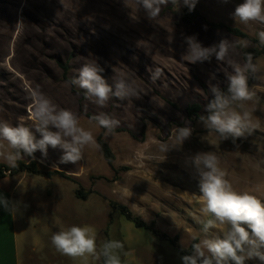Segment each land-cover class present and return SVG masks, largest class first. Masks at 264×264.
<instances>
[{"label": "rangeland", "instance_id": "1", "mask_svg": "<svg viewBox=\"0 0 264 264\" xmlns=\"http://www.w3.org/2000/svg\"><path fill=\"white\" fill-rule=\"evenodd\" d=\"M243 2L198 0L195 8L200 16L186 25L173 14L186 7L182 3L162 7L159 16L149 21L135 0H0V123L22 124L41 138L31 118V93L39 89L58 109L75 113L95 140L102 133L114 154L108 166L99 149L86 147L77 164H64L62 151L49 147L46 157L37 151L35 160L39 168L63 175L18 173L9 179L17 185L20 263L101 264L103 244L115 240L124 245L117 250L121 264H182L178 248L187 250L195 239L199 243L222 238L228 228L217 223L203 231V222L213 217L201 211L199 177L187 163L197 153H214L233 189L264 203V56L253 61L259 69L256 74L246 73L253 99L231 105L241 115L249 112L256 125L251 135L246 133L235 144L199 120L207 115L205 106L212 97L209 83L226 93L232 68L215 57L196 64L182 58L185 36L195 35L205 47L227 38L235 42L229 58L243 65L242 51L257 47V34L264 31L257 22L245 25L234 19L236 6ZM203 20L237 28L250 40L212 30ZM244 42L249 46L244 47ZM58 61L67 65L65 75ZM94 62L104 69L101 75L113 90L123 79L139 98L113 96L105 107L94 103L86 90L70 83L85 63ZM196 103L202 110L189 119L186 108ZM101 112L119 121L107 136L89 118ZM184 126L193 131L182 147L160 152L161 143L173 144L178 128ZM9 151L7 141L0 138V152ZM18 162H28L27 156ZM0 164L9 166L3 157ZM78 191L86 199H79ZM120 204L146 223H154L169 240L176 237L177 247L136 228L120 213ZM73 225L94 229L99 258H72L56 250L52 235ZM245 264L262 262L250 259Z\"/></svg>", "mask_w": 264, "mask_h": 264}, {"label": "clouds", "instance_id": "2", "mask_svg": "<svg viewBox=\"0 0 264 264\" xmlns=\"http://www.w3.org/2000/svg\"><path fill=\"white\" fill-rule=\"evenodd\" d=\"M197 2L198 0H135L137 7L145 13V18L149 21L156 19L162 7L169 4L176 7L182 3L191 12ZM233 17L245 25L250 22L264 25V0H244L236 6ZM257 35L259 44L264 45V31ZM184 43L187 47L182 58L188 63L211 62L215 57L217 62L225 63L233 70L232 74L227 75L226 93L218 85L209 83L212 99L206 104L207 115L200 116V122L206 129L218 133L223 140L231 138L234 144L237 139L246 138V133L251 135L256 125L251 122L250 113L245 111L241 115L231 105L252 100L255 95L249 89L246 75L259 71L252 54L248 53L245 63L240 65L229 58L235 42L227 38L205 47L192 35L185 36ZM243 46H249L248 42H244ZM103 71L96 62L85 63L79 69V75L71 78L70 83L86 90L89 98H94L93 102L100 107H105L113 96L124 99L130 94L136 95L131 84L123 79L117 81L113 90V86L101 75ZM212 79H215L214 75ZM31 95V118L41 138L37 139L32 130L22 124L12 126L0 123V138L6 140L11 149L7 153L0 152V157L4 158L9 167H17V162L24 156L35 159L34 154L37 151L46 157L49 147L62 151L60 163L77 164L83 159V150L86 147H100L92 132L80 126L75 113L58 109L39 89L34 90ZM136 97L139 98V95ZM92 119L106 130V136L113 133L119 125L118 120L104 112L94 115ZM192 131L189 126L179 127L175 142L171 145L161 143L159 151L167 154L173 149L179 150L191 137ZM187 163L195 169L199 177V199L203 205L201 211L205 216L211 214L213 217L203 222V231L207 233L217 223L228 225V228L222 238H206L194 243L192 252L181 257L182 264H245L250 259H259L264 264V203L248 192L234 190L225 178L226 172L219 167V159L214 153H197L189 157ZM0 205L7 208V200H0ZM51 243L58 252L72 258L86 255L99 258L95 231L87 225H73L67 230L54 233ZM123 247L120 241H106L100 253L105 257V264H121L117 250H122Z\"/></svg>", "mask_w": 264, "mask_h": 264}, {"label": "trees", "instance_id": "3", "mask_svg": "<svg viewBox=\"0 0 264 264\" xmlns=\"http://www.w3.org/2000/svg\"><path fill=\"white\" fill-rule=\"evenodd\" d=\"M173 14L176 16L178 22L189 25L192 24L199 16V11L195 8L193 11H189L187 7H185L183 10L181 11H174ZM205 25L212 29V30H224L226 31L228 34L237 37V38H242V39H247L250 40V38L244 34L241 30L234 28V27H230L227 26L223 23H214V22H209L207 20H203ZM255 43H257L255 40H251ZM257 47L252 48V49H248V50H244L242 51V59L245 62L246 59V55L248 53H251L253 56V61L263 57L264 56V45H260L259 43H257ZM59 66L63 69L64 71V75L67 73V65L63 64L61 61H58ZM224 91V90H222ZM212 97L209 99L211 100ZM209 102V101H208ZM202 108L199 104H192L190 106H188L186 108V113L189 119H192L194 117H198L199 113L201 112ZM90 119H92L93 117L89 116ZM93 120V119H92ZM95 121V120H94ZM96 142L100 145V147L98 148L104 161L107 163L108 166H112L113 162H114V154L111 151L109 145L103 140V134L100 133L97 138H96ZM36 155V153L34 154ZM28 162H18V166L15 168L0 164V179L4 178L6 176L5 173L9 172L10 176H14L18 173H30L33 175H38V176H42V177H49L53 174H58V175H63L61 172H58L56 170H43L41 168H39V163L31 158L28 157ZM76 196L79 199H86V195H83L80 193V191H78L76 193ZM118 210L120 211V213H122L124 215V217L132 222L134 224V226L136 228H140V229H144L146 231H149L151 234H153L155 237L161 239V240H166L169 241V243L171 245H173L174 247L176 246V241L177 238L175 237L172 240H169V238L164 235V234H160L154 226V223H146L145 221H143L140 217H136L134 216L129 209L124 206V205H117ZM197 240H193V242L191 243V245L189 246V248L187 250H181L178 248V252L180 255H187L190 254L192 252V245L194 243H196ZM101 264H105V257L103 255H101Z\"/></svg>", "mask_w": 264, "mask_h": 264}, {"label": "crops", "instance_id": "4", "mask_svg": "<svg viewBox=\"0 0 264 264\" xmlns=\"http://www.w3.org/2000/svg\"><path fill=\"white\" fill-rule=\"evenodd\" d=\"M11 177L13 176L6 175L0 179V200L6 199L8 202L7 208L0 205V264H22L19 258L18 220L14 205L17 185L9 180Z\"/></svg>", "mask_w": 264, "mask_h": 264}, {"label": "built area", "instance_id": "5", "mask_svg": "<svg viewBox=\"0 0 264 264\" xmlns=\"http://www.w3.org/2000/svg\"><path fill=\"white\" fill-rule=\"evenodd\" d=\"M5 174H8L9 175V172L5 173Z\"/></svg>", "mask_w": 264, "mask_h": 264}]
</instances>
